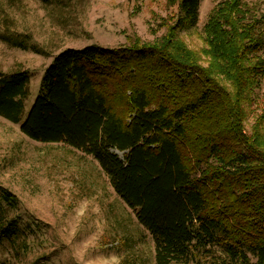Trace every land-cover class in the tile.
Wrapping results in <instances>:
<instances>
[{"label": "trees", "instance_id": "16d2710c", "mask_svg": "<svg viewBox=\"0 0 264 264\" xmlns=\"http://www.w3.org/2000/svg\"><path fill=\"white\" fill-rule=\"evenodd\" d=\"M198 3L178 0L173 35L194 25ZM221 4L203 25L206 66L171 35L67 47L45 67L21 122L28 74L0 73V115L20 122L32 140L65 143L96 159L151 234L155 264L215 250L237 264H264V137L258 126L244 129L251 90L264 75L256 55L263 41L240 0ZM18 204L0 185V242L22 231L8 216Z\"/></svg>", "mask_w": 264, "mask_h": 264}, {"label": "rangeland", "instance_id": "374dc122", "mask_svg": "<svg viewBox=\"0 0 264 264\" xmlns=\"http://www.w3.org/2000/svg\"><path fill=\"white\" fill-rule=\"evenodd\" d=\"M224 1L199 0L194 25L173 35L178 0H0V73L26 70L29 78L20 122L45 67L67 47L114 48L171 35L206 66L203 25ZM240 7L246 21L256 20L263 41L256 55L264 58V0H240ZM5 36L23 40L26 47ZM263 109L264 75L251 90L245 132L258 126L264 137ZM20 122L0 115V185L18 198L8 216L22 226L14 240L0 242V264H155L151 234L115 193L97 160L65 143L32 140L21 133ZM172 264L237 263L215 250L207 258Z\"/></svg>", "mask_w": 264, "mask_h": 264}]
</instances>
